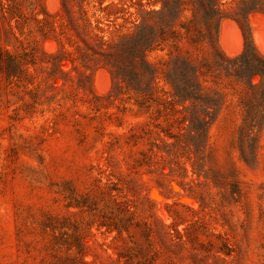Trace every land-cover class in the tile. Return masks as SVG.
Masks as SVG:
<instances>
[{
	"label": "rangeland",
	"instance_id": "rangeland-1",
	"mask_svg": "<svg viewBox=\"0 0 264 264\" xmlns=\"http://www.w3.org/2000/svg\"><path fill=\"white\" fill-rule=\"evenodd\" d=\"M182 1L0 0V264H264V0Z\"/></svg>",
	"mask_w": 264,
	"mask_h": 264
},
{
	"label": "trees",
	"instance_id": "trees-1",
	"mask_svg": "<svg viewBox=\"0 0 264 264\" xmlns=\"http://www.w3.org/2000/svg\"><path fill=\"white\" fill-rule=\"evenodd\" d=\"M194 4L197 3L198 6L195 7V10L198 11L201 9V20H204L208 23L211 24L214 22V18L216 15H218L217 10H214V0H195L192 1ZM185 3L182 0H173L172 5H168V2L162 0V7L161 10L158 11L159 15L164 14L165 12H175V14H178L180 10L182 9V4ZM263 9V8H262ZM264 10V9H263ZM195 11V14H196ZM165 13V14H166ZM194 14V16H195ZM144 20H141V23L137 25V32L136 36L139 38L141 34V28H143ZM163 26L159 27V30L153 29L151 32V38H145L144 41H149L147 42V46L145 48H154L158 42V39L161 41H166L169 39V37H173V39H176L178 32L176 30L171 29V23L169 21L165 22L162 24ZM182 27H184L183 24H181ZM171 35V36H170ZM149 39V40H148ZM236 65L234 67V74L238 77L241 73H249V75L253 74H259L261 77L264 76V57L263 56H258L255 54H242L238 58L234 59ZM238 62V64H237ZM172 87L174 89V95H180L183 96L185 93H189L188 88L186 86L182 85H173ZM261 96L264 97V92H261ZM250 127H254V124L252 123L253 119L251 118L250 120Z\"/></svg>",
	"mask_w": 264,
	"mask_h": 264
},
{
	"label": "bare ground",
	"instance_id": "bare-ground-1",
	"mask_svg": "<svg viewBox=\"0 0 264 264\" xmlns=\"http://www.w3.org/2000/svg\"><path fill=\"white\" fill-rule=\"evenodd\" d=\"M230 24H231V23H230ZM230 24H229V25H230ZM231 25H232V24H231ZM228 27H230V33H232V35H231V36H232L231 40L234 42V44L240 42V40H239V39H240V38H239L240 35H238V31H237L238 28H237V30L235 31V28L232 29L231 26H228ZM233 27H234V24H233ZM235 27H236V25H235ZM262 27H263V26H262ZM231 29H232V31H231ZM254 29H255V28H254ZM233 30H234V31H233ZM258 30H259V29H258ZM260 30H261V29H260ZM262 30H264V29L262 28ZM263 32H264V31H263ZM263 32H262V34H263ZM234 35H236L237 38H235ZM228 40H229V39H228ZM232 41H230V42H232ZM233 42H232V45H233ZM237 45H238V44H237ZM239 45H240V44H239ZM239 45H238V46H239ZM238 46H237L236 50L238 49ZM235 47H236V46H235ZM99 78H100V77H99ZM101 79H102V78H101ZM99 80H100V79H99Z\"/></svg>",
	"mask_w": 264,
	"mask_h": 264
}]
</instances>
